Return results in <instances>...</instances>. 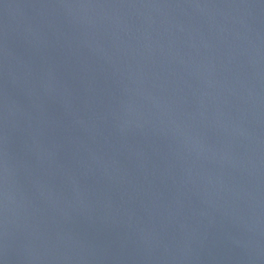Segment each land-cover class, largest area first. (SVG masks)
<instances>
[{
	"label": "water",
	"instance_id": "95a60500",
	"mask_svg": "<svg viewBox=\"0 0 264 264\" xmlns=\"http://www.w3.org/2000/svg\"><path fill=\"white\" fill-rule=\"evenodd\" d=\"M0 264H264V0H0Z\"/></svg>",
	"mask_w": 264,
	"mask_h": 264
}]
</instances>
